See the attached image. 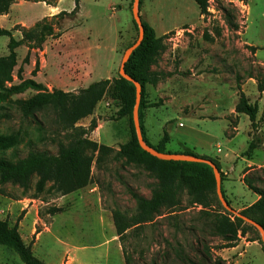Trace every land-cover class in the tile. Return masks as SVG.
<instances>
[{"label": "rangeland", "instance_id": "374dc122", "mask_svg": "<svg viewBox=\"0 0 264 264\" xmlns=\"http://www.w3.org/2000/svg\"><path fill=\"white\" fill-rule=\"evenodd\" d=\"M38 1L17 0L9 14L0 17V27L12 30L15 39L20 40L22 27H34L50 11L45 2ZM45 1L57 2L59 13H70L75 8V0ZM134 2L80 0L77 15L60 21L57 30L62 34L60 38H48L42 50L30 51L25 45L17 49L18 64L8 87L37 77L39 81L49 84V90L53 91L62 87L61 81L65 84L72 78L81 81L84 86L77 93L107 77L118 78L122 58L139 35L133 15ZM230 4L237 8V13L232 12L234 7ZM139 5L142 20L154 28L157 37L169 35L165 40L166 50L153 69L172 74L155 86H147V100L156 104V107L143 112L151 123L147 139L151 145L157 146L166 131L171 137L166 145L167 152L179 154L187 147L195 148L196 154L219 162L222 172L229 175L228 180V176L224 178L223 188L232 207L240 212L236 209L238 204L241 207L250 206L257 195L241 182V176L248 167H251L246 174L248 177L258 175L260 169L264 168V120L258 132L261 145L252 158H248L244 153L252 140L250 119L245 114L235 112L239 84L251 103L258 105V121L264 117V93L260 96L256 81L249 78L250 75H264V0H209L210 15L205 17L201 16L195 0H143L140 8ZM220 6L236 16L238 31L227 25ZM48 21L57 22L51 17H48ZM216 26L222 28L219 36L214 32ZM8 43V37H0V57L9 54ZM250 46L256 48L255 55ZM115 49L120 58L114 56ZM28 54L29 61L25 62ZM61 64L68 65L70 71L63 73L57 70ZM91 64L96 68L89 81L87 65ZM36 94L35 90L29 89L0 101V135L21 132L23 137V141L15 147L0 150V158L16 160L26 157L32 150L57 153V143L65 142L66 132L59 128L52 110L38 114V120L45 125L42 131L38 130L35 120L22 116L15 102ZM114 103L117 104V100L104 99L100 106L95 107L96 112L79 121L78 125L88 129L92 119H96L97 128L89 132L88 138L119 150L130 141L131 132L128 118H116L117 107ZM36 183L37 178H34L28 191L12 184H0L2 220L15 225L14 221L21 220L24 215L20 214V208H17L18 212L14 209L18 205L16 201L36 199L39 217L44 222L37 226V232H48L49 228L53 235L69 240L79 248L70 254L78 263L103 264L106 250L110 249L108 264H120L118 254L120 256V251L122 253L121 243L119 239L118 245L111 241L112 227L117 233L113 211L134 214L136 201L131 191L150 198L157 181L142 166L126 160L112 161L111 157H107L99 166L94 163L90 185L69 196L57 192L52 183L38 194L35 191ZM256 185L264 188V183ZM230 193L237 201L231 198ZM182 204L187 206L186 196L182 198ZM60 208L63 210L61 213L52 212ZM199 209L188 208L177 214V223L186 230V235L179 234L178 238L180 241L187 240L186 251L191 255L195 252L188 243L198 247L195 245L197 239L187 229L199 227V222L194 221ZM68 211L71 213L68 214ZM165 217H158L154 224L146 226L138 243L131 245L136 264H153V259L165 250L164 238L173 239L175 229ZM21 232L27 243L35 240V236L25 229ZM257 237L256 232L250 231L240 239L238 245ZM44 241L40 250L47 249L53 259L65 250L62 245L56 244L51 235L45 234ZM207 243L209 247H216L220 241L210 237ZM256 243L258 245L252 244L246 249V244H243L237 253L228 252V249L213 250V253L232 264H264V251L259 241ZM39 253L36 251V256ZM122 261L125 264L123 253ZM0 264L23 262L16 252L0 245ZM168 264L177 263L171 260Z\"/></svg>", "mask_w": 264, "mask_h": 264}, {"label": "trees", "instance_id": "16d2710c", "mask_svg": "<svg viewBox=\"0 0 264 264\" xmlns=\"http://www.w3.org/2000/svg\"><path fill=\"white\" fill-rule=\"evenodd\" d=\"M16 1L0 0V16L8 15ZM142 1L140 0L139 8ZM38 2H45L48 6H57V2L45 0ZM195 2L199 6L201 16L210 15L209 0H195ZM79 4L80 0H75V8L72 12L63 11L52 16L51 18L57 20L56 23H50L48 17H45L30 29L22 27L20 40L15 39L12 30L0 27V37L9 38V54L0 57V101H4L13 95L23 94L29 89L35 90L36 95L15 102L22 116L35 120L38 130L42 131L45 129V125L38 120V114L52 110L56 115L59 128L66 132L65 142L59 141L57 143V153L32 150L24 158L16 160L0 158V184H12L20 187L23 191H28L33 179L37 178L36 193H42L46 186L52 183L57 192L66 196L90 185L94 163L99 166L107 157H111L112 161L126 160L128 163L142 166L156 179L157 183L151 191L150 198L131 191V195L136 201L134 214L129 215L120 210L113 211V223L121 243L125 264H136L131 245L138 243L142 237L141 232L146 226L154 224L158 217L164 215L175 231L172 240L164 238L165 245L163 248L165 250L158 254L156 259H153V264H168L171 260L177 264H232L222 257L214 255L213 250H226L236 247L240 239L246 237L250 231L256 232L258 237L249 241H259L264 251V244L258 229L223 208L216 193V175L211 166L204 163L160 160L140 147L133 123L136 88L132 82L119 75L118 78L92 83L77 93L64 92L59 89L50 91L45 85L31 79L22 80L19 85L8 87V84L13 81V71L18 64L17 49L25 45L30 51L42 50L48 38H60L62 34L57 33L60 21L75 17L80 9ZM231 4L230 6L234 7ZM220 9L224 12V20L227 25L232 30L238 31L239 25L236 16L225 7L220 6ZM232 12L237 13V8L234 7ZM142 21L145 30L144 40L130 57L125 66V71L142 86L140 124L144 141L153 149L166 153V145L171 140L170 135L165 131L158 145H151L146 136L143 112L147 108L156 107V104L147 100V86H155L172 75L153 69L166 50L165 40L169 38V35L157 37L154 28L148 22ZM214 32L219 36L222 28L216 26ZM250 48L255 55L256 48L253 46ZM28 61L29 54L25 59V62ZM249 78L256 81L261 96L264 93V75L258 74L255 77L250 75ZM103 88H107L105 99L114 102L117 100V104L114 103V106L117 107L116 118L129 119L131 139L119 150L88 138L89 132L97 128L96 119H92L88 129L78 125L79 121L94 112L99 96L98 94L93 95V93ZM237 90L238 103L235 112L236 114L247 115L251 123L252 140L244 155L252 158L254 151L261 145L258 132L264 117L258 121V105L251 103L239 84ZM22 141L21 132L0 135V150L13 148ZM179 154L201 157L213 162L221 174L224 198L231 205L223 190L224 178L219 162L206 156H200L190 149ZM243 182L250 191L259 196V199L239 213L252 219L264 229V188L256 185L257 183H264V168H261L260 173L254 177L245 176ZM184 196L187 197V206L182 204ZM188 208H200L194 219V221L199 222V227L192 226L187 229L197 239L195 245L198 247L188 243L189 247L193 246L191 247L195 252L193 255L186 251L187 240L180 241L178 238L179 234L185 233V236L186 230L183 229V225L177 223V214ZM62 211L61 208L52 210L53 213H61ZM210 237L219 239L220 244L216 247H209L207 239ZM32 243L27 244L23 240L18 224L11 225L8 220L0 219V245L16 252L23 264H45L34 255Z\"/></svg>", "mask_w": 264, "mask_h": 264}, {"label": "crops", "instance_id": "0c3cea01", "mask_svg": "<svg viewBox=\"0 0 264 264\" xmlns=\"http://www.w3.org/2000/svg\"><path fill=\"white\" fill-rule=\"evenodd\" d=\"M48 7H50V11H49V13H48V15L46 17H52V16H55V15H57L59 13V10H57L56 7H54V6H48ZM0 17H2V16H0ZM114 52H115V55L114 56L119 57L118 50L115 49ZM70 65H71V62H70ZM87 66H89V70H90L89 71V81H90V78L93 75L96 66L95 65H92V64L91 65H87ZM63 67H65V68H63ZM69 68L70 67L68 65H65L64 66L63 64H61L60 65V68H57V70L62 71L63 73H67V72L70 71ZM113 77L114 76H110V77H107L106 79H111ZM25 80H27V79H25ZM31 80H34L37 83H41V84L45 85L48 89L51 90V87H50L49 84H47L45 82L39 81L37 77L31 78ZM89 81H88L87 85L89 84ZM61 84H62V87L61 88H58V89L59 90H63L64 92H76L80 88H83L84 87V86H82L81 81H78V80H75V79H72V78H70L69 81H67L65 84H63V81H61ZM106 90H107V88H103L100 91H96V92L93 93V95L94 94H98V96H99L98 97V100L96 102V107L100 106V104L105 99ZM164 104H165V101H164ZM95 112H96V110L94 109V112L92 113V115ZM86 118H87V116L84 117L83 119H86ZM103 122H105V120ZM144 126H145V130H146V136H149L150 135V130H151V123H150V121H149V119L147 117L146 118L144 117ZM181 126H182V124H180V127ZM187 148L188 149H192L193 151H196L195 148H189V147H187ZM221 172H222V170H221ZM248 172H245V174H243L241 176V182L242 183H243L242 179L246 176V174H248ZM225 176H228L226 178V180H228L229 179V175H227L226 173H223V178H225ZM223 190H224V188H223ZM224 193H225V195H226V197L228 199L226 190H224ZM69 195H71V194H69ZM69 195H66V196H69ZM230 196H231V198L233 197L236 200V197L232 193H230ZM255 197H256V200H255V202H256L259 199V196L256 195ZM228 201L230 203H232L231 200L228 199ZM16 204H18V205H15V207H14V209L16 210V212H18L17 211L18 210L17 208H20V212H21L20 214L24 213V215L22 216V219L21 220H19V221L18 220H15L14 221V224H18L20 234H21L23 240L26 243H27V241H26V239L22 235V232H21L22 230L25 229L27 231V233H31L32 236H35V240L32 243V250H33L35 256H36V251H40L39 256H36V257H38L40 260H42L45 264H82L81 262L78 263V261H77V259L75 257L70 256V254L73 253L74 250L75 251L76 250H79V248L76 247V246H74V245H72L69 242V240H65V239H63V238H61L59 236L53 235V232L51 230H49V228H47L48 229V232H46L44 230L41 231V232H37V226L40 225V223L41 224H44V222L39 217L38 209L36 207V204H37V200L36 199H28V198H25L23 200L16 201ZM250 206L241 207L238 204V207L236 209H238L240 211H243L244 209H246V208H248ZM67 213L69 214V213H71V211H68ZM16 214H18V213H16ZM112 230H113V235H112V240L111 241L116 242L117 245H118L119 243H118L117 233L114 232L113 227H112ZM45 234L51 235L53 237V239L56 241V244H60V245H62L65 248V250L61 254H59L56 258H54V259L52 258V254H50L49 251L48 252L46 251L47 249L46 250H43V249L40 250V248L42 247L41 244L43 245L45 243V241L43 242V236ZM27 244H30V243H27ZM243 244H246V247H245V249H246L247 247L251 246L252 244H257V243L256 242H250V241L246 243L244 241V242H241L240 245H237L234 248L228 249V252H231V253H235L236 252L237 253L238 249L240 247H242ZM110 254H111L110 253V249H107L106 250V255H105L106 257L102 261L103 264H108L109 263ZM240 255H241V253H239L238 256H240ZM120 256L118 254V258H119L120 264H123L121 251H120Z\"/></svg>", "mask_w": 264, "mask_h": 264}, {"label": "water", "instance_id": "95a60500", "mask_svg": "<svg viewBox=\"0 0 264 264\" xmlns=\"http://www.w3.org/2000/svg\"><path fill=\"white\" fill-rule=\"evenodd\" d=\"M139 4H140V0H135L134 7H133V15H134V19L138 25V28H139V35H138V38L135 41V43L126 50V52L122 58V63H121V67H120V76L123 77L124 79H126L127 81L132 82L136 88V102H135V106L133 109V123H134L135 131H136V135H137V139H138V143H139L140 147L145 152L149 153L151 156H153L157 159H160V160L204 163V164L211 166L214 169L215 175H216V193H217L218 199L221 202L223 208L227 212L232 213L235 216H237L238 218L244 220L247 224L256 227L258 229L260 235H261V241L264 244V229H263V227L260 226L259 224H257L252 219L248 218L247 216H244L241 213L237 212L225 200L224 195L222 193L221 174H220L219 169L217 168V166L213 162H211L209 160H205L201 157L185 156V155L168 153V152L161 153V152L153 149L152 147H150L144 141L143 133H142V129H141V124H140V103H141V99H142V86L140 85L139 82H137L132 77H130L125 71V66L128 63V61L130 60V57L132 56L134 51L142 44V42L144 40L145 30H144L142 18L139 14V11H138V5Z\"/></svg>", "mask_w": 264, "mask_h": 264}, {"label": "built area", "instance_id": "2783aa9c", "mask_svg": "<svg viewBox=\"0 0 264 264\" xmlns=\"http://www.w3.org/2000/svg\"><path fill=\"white\" fill-rule=\"evenodd\" d=\"M172 40V39H171Z\"/></svg>", "mask_w": 264, "mask_h": 264}]
</instances>
